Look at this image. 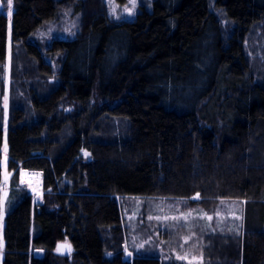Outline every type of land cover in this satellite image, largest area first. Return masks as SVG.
<instances>
[{
    "label": "trees",
    "instance_id": "obj_1",
    "mask_svg": "<svg viewBox=\"0 0 264 264\" xmlns=\"http://www.w3.org/2000/svg\"><path fill=\"white\" fill-rule=\"evenodd\" d=\"M12 1L11 17L0 6V264H177L159 250L125 258L127 197L203 209L191 227L156 224V243L189 231L175 251L202 264H264V0L99 14L85 34L54 41L57 72L32 38L63 0ZM25 171L43 173L39 204ZM222 201L241 203L236 228L219 223ZM61 243L74 253L58 255Z\"/></svg>",
    "mask_w": 264,
    "mask_h": 264
},
{
    "label": "rangeland",
    "instance_id": "obj_2",
    "mask_svg": "<svg viewBox=\"0 0 264 264\" xmlns=\"http://www.w3.org/2000/svg\"><path fill=\"white\" fill-rule=\"evenodd\" d=\"M1 1V10L7 14V0ZM153 0H63L60 4V15L58 19L44 23L33 35L32 40L37 43L46 56V60L53 66L55 72L60 69L61 56L50 52L55 40H71L86 33L87 26L99 16L106 13L109 19L114 22L131 21L142 8H151ZM13 12V1H12ZM255 48L250 49L253 67L256 68L257 58L259 54L257 44ZM7 150V148H6ZM86 155V154H85ZM6 158L2 164L5 169L3 181V201H2V224L8 212L9 182L12 173L6 170ZM30 172H23L20 180L27 185L29 191L35 197V204L42 201V183L39 173L32 176ZM40 180V181H39ZM122 203V202H121ZM241 203L237 201H222L217 211L219 223L228 225L226 227L236 228L240 225L241 219ZM123 217L127 231V243L125 258L130 259L133 253L150 252L151 250H159L165 255L164 260L172 259L177 264H202L201 255L197 254L193 249L189 253L176 252L178 246L184 243L187 238V232H184V238L180 240L179 245L173 243H156L152 240L151 233L156 229L162 228L166 231H176L179 228L191 227L196 221L204 215L198 209L190 206L185 200H169L164 198L148 199L142 197H127L123 202ZM195 209V210H194ZM197 209V210H196ZM199 210V211H200ZM191 213V215H188ZM211 217V216H209ZM159 227H157V225ZM3 229V226H2ZM156 244V245H155ZM2 246L4 241L2 238ZM164 247V248H163ZM180 247V246H179ZM164 250V251H163ZM194 251V252H193ZM196 253L195 255H192ZM177 256H185V259H177Z\"/></svg>",
    "mask_w": 264,
    "mask_h": 264
},
{
    "label": "water",
    "instance_id": "obj_3",
    "mask_svg": "<svg viewBox=\"0 0 264 264\" xmlns=\"http://www.w3.org/2000/svg\"><path fill=\"white\" fill-rule=\"evenodd\" d=\"M1 5V1H0ZM60 245H70V250L65 246L63 248H60ZM75 249L74 246L71 243H61L57 246L56 253L61 256H70L74 253Z\"/></svg>",
    "mask_w": 264,
    "mask_h": 264
},
{
    "label": "snow or ice",
    "instance_id": "obj_4",
    "mask_svg": "<svg viewBox=\"0 0 264 264\" xmlns=\"http://www.w3.org/2000/svg\"><path fill=\"white\" fill-rule=\"evenodd\" d=\"M132 2L134 3L135 0H132ZM7 9H8L7 15L11 17L12 16V0H7ZM85 154L87 155V153ZM198 197H199V194H197V198ZM188 215H191V213H189ZM208 219L211 220L212 217H208ZM236 219H240V217H236ZM65 246L70 250V245H60L59 247L63 248ZM185 258H186L185 256H177V259H185Z\"/></svg>",
    "mask_w": 264,
    "mask_h": 264
},
{
    "label": "bare ground",
    "instance_id": "obj_5",
    "mask_svg": "<svg viewBox=\"0 0 264 264\" xmlns=\"http://www.w3.org/2000/svg\"><path fill=\"white\" fill-rule=\"evenodd\" d=\"M33 174H35V173H34V172H30V173H29V175H31V176H32ZM12 183H13V182H12ZM2 184H3V183H2ZM12 188H13V187H12ZM10 189H11V188H10Z\"/></svg>",
    "mask_w": 264,
    "mask_h": 264
},
{
    "label": "built area",
    "instance_id": "obj_6",
    "mask_svg": "<svg viewBox=\"0 0 264 264\" xmlns=\"http://www.w3.org/2000/svg\"><path fill=\"white\" fill-rule=\"evenodd\" d=\"M38 175H40V177H42V174L41 173H39ZM40 181V180H39Z\"/></svg>",
    "mask_w": 264,
    "mask_h": 264
}]
</instances>
